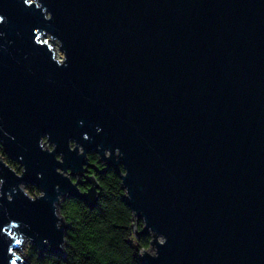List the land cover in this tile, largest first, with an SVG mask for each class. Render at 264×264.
Masks as SVG:
<instances>
[{"label":"water","instance_id":"water-1","mask_svg":"<svg viewBox=\"0 0 264 264\" xmlns=\"http://www.w3.org/2000/svg\"><path fill=\"white\" fill-rule=\"evenodd\" d=\"M0 16V128L15 137L0 141L25 169L0 164V192L21 182L46 192L0 196V264L24 263L20 231L38 255L63 254L54 184L96 205L93 175L79 192L54 171L83 174L68 139L90 154L120 148L99 171L123 164L125 204L167 237L141 264H264V0H0ZM44 133L62 164L37 147Z\"/></svg>","mask_w":264,"mask_h":264},{"label":"clouds","instance_id":"clouds-1","mask_svg":"<svg viewBox=\"0 0 264 264\" xmlns=\"http://www.w3.org/2000/svg\"><path fill=\"white\" fill-rule=\"evenodd\" d=\"M33 0H24V3L26 5L32 4ZM37 8H40V5H36ZM44 18L51 19L52 13L46 10H42ZM4 17L0 16V21H3ZM0 35H3V33H0ZM36 39L39 40V33L36 35ZM51 47V45L49 46ZM60 48H62V41L59 45ZM65 52V51H64ZM52 59V58H51ZM55 64L59 66H64L65 62L67 60V56L61 55L58 59H52ZM78 123L83 124V121H78ZM95 131L97 133H100L102 131V128L97 125L95 128ZM0 132L3 133L4 136H8L9 139H15V137L10 136V134L0 128ZM83 139L87 140L89 139V135L87 132H83L82 134ZM37 147L42 152H47L49 154L55 153L54 160L59 161V163H63L64 161V155L63 153H57L56 150V144L55 142L51 141L49 138L48 133H44L38 137L37 140ZM67 147L69 151H74L77 155H82L85 158L86 163L81 164V170L83 173L82 175H78L76 177H73L71 175V172L69 171L70 168H61L56 167L54 169L55 173L67 178L72 185H74L79 192H87L88 188L86 186H81L80 183H78V180H84L87 175L92 174V170L89 167V161L92 165H95L96 168L105 169L107 168L106 161L111 158L115 161H119L120 157L123 155L119 147H113V148H107L103 147L100 144L96 145L97 151L92 152L91 154L85 151V148L82 144L77 143L73 139L67 140ZM100 149L103 150V158L101 157ZM23 159L22 156H19L16 161L9 160L8 154L4 150V143L3 141H0V164H3L6 166V169H8L12 174H14L16 177H20L22 173L25 171L23 167L20 166L19 161ZM118 174L116 171L109 169L106 173L109 175H112L113 177H119V180L116 181V183L113 185V193L116 192H126L127 196L130 197V193L128 191V188L126 185L123 184V188L120 187V183H123V177L127 176L128 170L123 164H118ZM71 170V169H70ZM72 171V170H71ZM38 178H41L43 173L37 172L36 173ZM97 183H100L97 181ZM5 184L4 177L0 175V189L3 188ZM53 189L56 192L55 198L51 200V208H52V214L55 217V228L57 230H60L62 228L63 223L70 222L71 216L69 215L70 210L75 207L74 204L75 197L71 196L67 191L62 190L60 184H54ZM19 191L23 196H25L29 201H35L36 199H41L46 197V192L44 189H41L39 192V196L37 197L35 194H30L28 191L27 186L21 182L14 187L10 189V191H3L0 192V196H2L5 200L11 202L13 200L14 194ZM97 192H100V188L96 189ZM109 190L105 188V192H108ZM5 215L7 213L5 212ZM130 219L127 221L129 225H131L130 231L127 233V238L130 239L136 247L132 249V251L135 252L137 256H144L147 254L149 257L156 258L159 255V247L165 245L167 241V237L163 233L157 232L154 228L148 225V222L146 218L143 216V220L138 224L136 219V212H129L128 213ZM77 220L79 219V216L75 217ZM11 223H17L18 221L10 220ZM27 227V226H25ZM139 227L146 228V232L143 234L146 239L145 240H139L136 236V230ZM68 230H64L61 241L58 245L60 249H62L66 253V259H63L60 261V264H64V261H71V260H77L79 259V252L83 251L82 249H79L77 246L76 253H73L71 249L67 247V244H70L71 241L68 240V235L66 234ZM19 235L24 240L23 246L20 248V250L16 253L17 255H27L29 249H33V242L32 238L28 236L25 232L20 231ZM43 242L45 244H48V241L46 238H44ZM15 243L17 245H21V239L15 240ZM91 247V245H89ZM9 252L12 251L11 248L8 249ZM35 253V252H34ZM37 255L33 256V259H36ZM60 259L55 254H48L45 253L43 260H40L42 264H53L54 261ZM10 264H16L15 259L11 260Z\"/></svg>","mask_w":264,"mask_h":264},{"label":"trees","instance_id":"trees-1","mask_svg":"<svg viewBox=\"0 0 264 264\" xmlns=\"http://www.w3.org/2000/svg\"><path fill=\"white\" fill-rule=\"evenodd\" d=\"M10 160V159H9ZM12 161V160H11ZM90 162V161H89ZM91 163V162H90ZM92 174L99 181L100 192L95 206L90 207L84 201L75 198L76 205L70 210V222H67L68 240L71 241L67 247L76 253L77 246L83 251L79 252V259L64 261V264H141L139 257L132 249L136 247L127 238V233L131 225L127 223L130 219L128 213L131 212L123 199L124 192L113 193V185L119 177L107 174L109 170L100 172V168L92 169ZM113 170V169H112ZM81 186H88L82 184ZM121 187V183H120ZM105 188L109 191L105 192ZM30 194H35L32 189H28ZM79 216L77 220L75 217ZM140 222H138L139 224ZM142 227L137 228L140 230ZM139 240H145L143 234L136 235ZM91 245V247H89ZM36 259H33L35 253ZM45 253L38 255L36 249H29L27 253L28 264H42ZM57 255L60 259L53 264H60L66 259V253Z\"/></svg>","mask_w":264,"mask_h":264},{"label":"rangeland","instance_id":"rangeland-1","mask_svg":"<svg viewBox=\"0 0 264 264\" xmlns=\"http://www.w3.org/2000/svg\"><path fill=\"white\" fill-rule=\"evenodd\" d=\"M62 55V53H60L59 51H58V55H57V57L59 58L60 56ZM15 162V161H14ZM84 184H86V183H84ZM27 186V188L28 189H32V191L35 193V194H38L39 193V191H38V189L35 187V186H33V185H26ZM19 251V250H18ZM22 256V255H21ZM24 256V263L23 264H28V261H27V255H23Z\"/></svg>","mask_w":264,"mask_h":264},{"label":"bare ground","instance_id":"bare-ground-1","mask_svg":"<svg viewBox=\"0 0 264 264\" xmlns=\"http://www.w3.org/2000/svg\"><path fill=\"white\" fill-rule=\"evenodd\" d=\"M20 250V249H19ZM21 256V255H20ZM23 256V255H22Z\"/></svg>","mask_w":264,"mask_h":264}]
</instances>
